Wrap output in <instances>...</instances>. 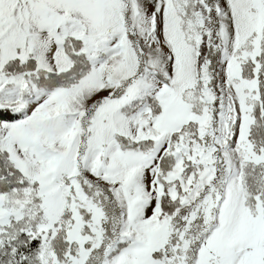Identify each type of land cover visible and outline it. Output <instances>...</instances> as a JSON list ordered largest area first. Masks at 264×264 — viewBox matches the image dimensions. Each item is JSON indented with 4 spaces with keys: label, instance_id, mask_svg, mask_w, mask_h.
Returning a JSON list of instances; mask_svg holds the SVG:
<instances>
[{
    "label": "snow or ice",
    "instance_id": "6c2138e0",
    "mask_svg": "<svg viewBox=\"0 0 264 264\" xmlns=\"http://www.w3.org/2000/svg\"><path fill=\"white\" fill-rule=\"evenodd\" d=\"M0 264H264V0H0Z\"/></svg>",
    "mask_w": 264,
    "mask_h": 264
}]
</instances>
